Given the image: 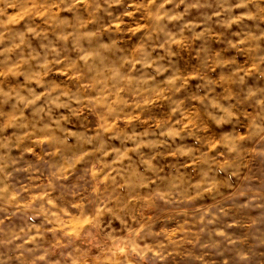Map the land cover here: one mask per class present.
Returning <instances> with one entry per match:
<instances>
[{"label":"clouds","instance_id":"9594fccd","mask_svg":"<svg viewBox=\"0 0 264 264\" xmlns=\"http://www.w3.org/2000/svg\"><path fill=\"white\" fill-rule=\"evenodd\" d=\"M0 264H264V0H0Z\"/></svg>","mask_w":264,"mask_h":264}]
</instances>
